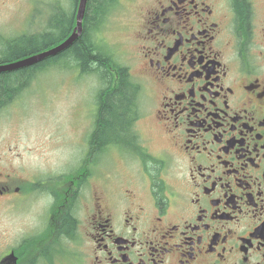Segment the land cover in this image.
Returning a JSON list of instances; mask_svg holds the SVG:
<instances>
[{"label":"flooded vegetation","instance_id":"1","mask_svg":"<svg viewBox=\"0 0 264 264\" xmlns=\"http://www.w3.org/2000/svg\"><path fill=\"white\" fill-rule=\"evenodd\" d=\"M138 3L154 128L57 175L0 157V264H264V0Z\"/></svg>","mask_w":264,"mask_h":264},{"label":"rangeland","instance_id":"2","mask_svg":"<svg viewBox=\"0 0 264 264\" xmlns=\"http://www.w3.org/2000/svg\"><path fill=\"white\" fill-rule=\"evenodd\" d=\"M138 1H117L96 37L103 50L111 52L118 63L129 68L132 78L143 89L137 121L141 131L142 126L147 130L154 125L146 83L137 77L135 65V30L131 18L137 15L135 5ZM33 4L37 11L36 24L32 28L30 7ZM54 6L68 10L70 0H0L2 43L21 32L43 31ZM98 85L94 75H80L72 69H50L39 74L17 98L0 110V157L6 159L10 168L39 169L43 175L47 171L57 175L74 169L86 150L85 136L91 128L95 108L93 96ZM154 137V142L161 140L157 133ZM112 159L109 154L108 168L116 164Z\"/></svg>","mask_w":264,"mask_h":264},{"label":"trees","instance_id":"3","mask_svg":"<svg viewBox=\"0 0 264 264\" xmlns=\"http://www.w3.org/2000/svg\"><path fill=\"white\" fill-rule=\"evenodd\" d=\"M117 1L88 0L82 31L67 48L30 66L0 72V109L17 98L39 74L50 69H72L80 75H94L99 85L93 96L95 108L91 128L85 136V154L92 159L100 148L104 153L108 147L131 146L137 140L133 127L140 115L141 86L133 81L127 66L118 63L111 52L103 50L96 37ZM74 4L75 0H71L68 12L57 13L60 8L54 6L45 28L35 40L33 36H19L2 43L0 63L43 51L67 38L74 27Z\"/></svg>","mask_w":264,"mask_h":264},{"label":"water","instance_id":"4","mask_svg":"<svg viewBox=\"0 0 264 264\" xmlns=\"http://www.w3.org/2000/svg\"><path fill=\"white\" fill-rule=\"evenodd\" d=\"M86 4H87V0H78L77 8H76L75 16H74L75 26L71 34L66 39H64L62 42H60L57 45H54L43 51L31 54L22 59L12 61V62L0 63V72L15 70V69L25 67V66H30L34 63L41 61L42 59L48 56L56 55L57 53L67 48L82 31V20L85 15Z\"/></svg>","mask_w":264,"mask_h":264}]
</instances>
